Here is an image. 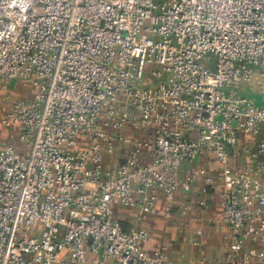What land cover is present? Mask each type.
<instances>
[{
	"label": "built area",
	"instance_id": "2783aa9c",
	"mask_svg": "<svg viewBox=\"0 0 264 264\" xmlns=\"http://www.w3.org/2000/svg\"><path fill=\"white\" fill-rule=\"evenodd\" d=\"M12 79L0 264H164L139 222L170 214L184 163L197 207L217 190L226 264H264V0H0Z\"/></svg>",
	"mask_w": 264,
	"mask_h": 264
},
{
	"label": "crops",
	"instance_id": "0c3cea01",
	"mask_svg": "<svg viewBox=\"0 0 264 264\" xmlns=\"http://www.w3.org/2000/svg\"><path fill=\"white\" fill-rule=\"evenodd\" d=\"M8 107L9 104L2 106V115ZM0 142H9L17 150H24V145L10 136L9 131L2 126V122L0 123ZM190 166L184 163L180 167L181 181L175 198L170 203V214L168 216L148 215L139 222L148 234V239L142 246L148 251L162 249L166 256L164 264H203L204 262L226 264L228 242L224 236L228 229L219 221L217 190L210 189L206 195V206L197 207L196 201L202 197L200 192L202 181L200 179L189 182L185 180L186 170ZM192 166H204L213 173L218 171V166L209 167L200 161L194 162ZM162 205L164 202H159V206ZM113 214L126 228L136 224L135 213L128 206L114 203Z\"/></svg>",
	"mask_w": 264,
	"mask_h": 264
},
{
	"label": "rangeland",
	"instance_id": "374dc122",
	"mask_svg": "<svg viewBox=\"0 0 264 264\" xmlns=\"http://www.w3.org/2000/svg\"><path fill=\"white\" fill-rule=\"evenodd\" d=\"M1 85H4V91H1L0 89V114L2 113V106L4 107L7 106L10 103L11 99L14 97V95H18L19 93L23 92L22 82L17 79H12L10 81L1 80L0 88H1ZM255 89L257 90V87ZM263 89H264V86H263ZM256 90L252 91L250 95L253 96L258 103H260L261 95L258 94ZM1 116L3 115L1 114ZM0 121H2V117Z\"/></svg>",
	"mask_w": 264,
	"mask_h": 264
}]
</instances>
